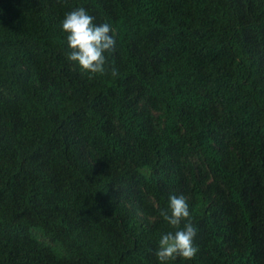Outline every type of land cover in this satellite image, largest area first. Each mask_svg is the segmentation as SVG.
Here are the masks:
<instances>
[{
    "label": "trees",
    "instance_id": "trees-1",
    "mask_svg": "<svg viewBox=\"0 0 264 264\" xmlns=\"http://www.w3.org/2000/svg\"><path fill=\"white\" fill-rule=\"evenodd\" d=\"M78 6L103 74L67 59ZM170 193L172 264H264V0H0V264H158Z\"/></svg>",
    "mask_w": 264,
    "mask_h": 264
},
{
    "label": "clouds",
    "instance_id": "clouds-1",
    "mask_svg": "<svg viewBox=\"0 0 264 264\" xmlns=\"http://www.w3.org/2000/svg\"><path fill=\"white\" fill-rule=\"evenodd\" d=\"M60 27L66 34L67 59L87 74H103L105 53L116 44L115 29L110 22L97 23L84 6H78L64 14ZM111 72L115 76L117 69L113 67ZM160 215L171 230L161 232L156 240L154 255L158 264H172L177 257L194 258L198 252L194 242L198 228L193 223L187 196L170 193L167 207L160 209Z\"/></svg>",
    "mask_w": 264,
    "mask_h": 264
}]
</instances>
